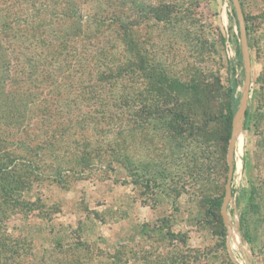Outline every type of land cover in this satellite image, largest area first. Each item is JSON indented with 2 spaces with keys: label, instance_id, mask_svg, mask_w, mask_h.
<instances>
[{
  "label": "rangeland",
  "instance_id": "obj_1",
  "mask_svg": "<svg viewBox=\"0 0 264 264\" xmlns=\"http://www.w3.org/2000/svg\"><path fill=\"white\" fill-rule=\"evenodd\" d=\"M237 1L244 31L235 0H0V264H264V0ZM63 41L62 72L19 56ZM93 45L122 78L96 81ZM237 47L226 221L218 115ZM81 67L92 89L70 86Z\"/></svg>",
  "mask_w": 264,
  "mask_h": 264
},
{
  "label": "trees",
  "instance_id": "obj_2",
  "mask_svg": "<svg viewBox=\"0 0 264 264\" xmlns=\"http://www.w3.org/2000/svg\"><path fill=\"white\" fill-rule=\"evenodd\" d=\"M13 24L15 25V28H13V27L12 28L10 27V28L14 29V31L20 32L21 33L20 36L24 37L23 34L34 33L36 31L39 23H35V25L30 26V28L29 27L22 28L24 26H22L20 23L18 24L17 22H14ZM104 24L105 23H103L102 20L96 19V22H94V24H92L91 26H89V24L87 25L88 27L86 28V32L85 31L83 32V27H80L79 34L85 36L87 38L88 42L91 41V39H92V41L93 40L97 41L98 38H100V36L101 37L103 36V33H104L103 27H105ZM5 26L7 27L8 25L6 24ZM88 28L89 29L91 28V29L89 30ZM107 28H109V27H106L105 29H107ZM74 34H75V36L79 35L76 32ZM20 36H19V38H22ZM29 36L33 37V34H30ZM66 40H68V39H66ZM8 42H11L10 38H9ZM63 43H64V41L62 43H60L61 45L58 47L55 45L50 46V49L48 51H46V53L44 55L45 57H41V59L39 58V56L35 52L32 51L31 47H26V53H27L28 57L26 56V54H22L19 56L22 59V62L24 59V62H28V64L34 65L35 67H38V68L49 67L50 69H52L53 72H56V73L62 72L65 69H67V68H63V66L66 65V59L68 60L69 57L74 58V57H76V54H77V50H75V55L73 53L71 54L70 52L63 55V53L60 52V47H63L62 46ZM9 44L14 45L16 43L11 42ZM96 44H100V42H97ZM17 45H15V46H17ZM93 46H95L94 52H96V53L100 52L98 60L100 62L101 68H103L102 71L99 73L98 78H96V81L97 82H104L108 79H120V78H122L124 76V72H125L123 67L116 66V67L112 68L111 66H109V62L107 61V59L109 56H111L110 52L109 51H108L109 53L106 52L100 45H93ZM241 55H242L241 47H237L235 57L229 60L228 69H227L228 70V86H227L226 92H225V100L220 107L219 115H218V118L221 122V132H222L221 133V139L224 141L225 145L228 144L229 139L232 137L234 120H235L236 112H237L238 105L240 102V95L241 94L238 91L239 83H238V79L236 77V71H237L236 68H237L239 58L241 57ZM20 58H18L19 62H21ZM45 58H47L48 61L45 60ZM94 58H95V56H94ZM114 60H116L115 57H114ZM64 62H65V64H64ZM80 64H82V63H79V65ZM56 68H58V69H56ZM19 71H20V73H22V72L25 73L27 70H26L25 66H22V68ZM70 71L72 72L73 70H70ZM73 72H74L73 75L77 74L79 76L73 77L74 80H72V79L70 80L71 81V83H69V84H71L70 86H74L76 89H83V90L84 89H92L93 87L96 86L95 79H93L92 77L91 78L89 77L88 82L85 81L86 80V78H85L86 73L84 71V67L75 69ZM43 74H44V71H43ZM128 74H130V73H128ZM90 75H91V73H90ZM80 76H84V78L80 77ZM69 77H70V74H69ZM51 79L53 80L52 77H51ZM163 80H164L163 82H165L167 85H169L168 86L169 89H173L177 86L176 83L170 82L168 78H164ZM73 82L75 83V85L72 84ZM50 83H51V81H50ZM163 94L166 95V93H163ZM15 112H16L15 106L12 108H9V113L15 115L14 114ZM246 114L248 116L249 111H246ZM247 126L245 125V127H247ZM11 166L8 165L7 167L1 168L0 172L6 171V170L10 171L12 169ZM9 173L10 172H8V174ZM241 220L244 224V216L243 215L241 216Z\"/></svg>",
  "mask_w": 264,
  "mask_h": 264
},
{
  "label": "water",
  "instance_id": "obj_3",
  "mask_svg": "<svg viewBox=\"0 0 264 264\" xmlns=\"http://www.w3.org/2000/svg\"><path fill=\"white\" fill-rule=\"evenodd\" d=\"M236 6H237V10L239 13V19H240V23H241V27L242 30L244 31L245 27L243 25V14H242V10L241 7L238 3L237 0H235ZM247 42L244 40L243 42V52H244V56H245V60H246V66H247V87L246 90L244 91L243 94V98H242V105H241V113L243 115H245L246 113V103H247V97H248V92H249V84H250V80H251V67H250V62H249V58L247 55ZM238 113L235 116V120H234V126H233V132H232V137H231V143H230V148H229V156H228V160H229V167H230V173H229V180H228V185H227V192H226V196H225V200H224V205H223V216L225 218V220L227 221L226 218V213H227V206L230 200V195H231V180H232V174H233V169H234V155H235V144H236V138L243 126V122L238 123Z\"/></svg>",
  "mask_w": 264,
  "mask_h": 264
},
{
  "label": "bare ground",
  "instance_id": "obj_4",
  "mask_svg": "<svg viewBox=\"0 0 264 264\" xmlns=\"http://www.w3.org/2000/svg\"><path fill=\"white\" fill-rule=\"evenodd\" d=\"M241 132V131H240Z\"/></svg>",
  "mask_w": 264,
  "mask_h": 264
}]
</instances>
